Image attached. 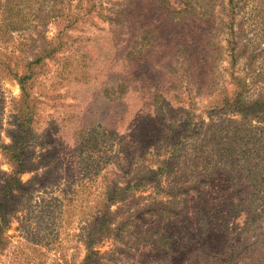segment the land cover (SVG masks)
Wrapping results in <instances>:
<instances>
[{
  "label": "rangeland",
  "instance_id": "rangeland-1",
  "mask_svg": "<svg viewBox=\"0 0 264 264\" xmlns=\"http://www.w3.org/2000/svg\"><path fill=\"white\" fill-rule=\"evenodd\" d=\"M5 9L16 25L10 35L0 34L1 55L12 50L14 56L26 55L41 37L58 34L65 46L39 70L31 90L39 101L31 127L35 156L48 151L42 158L56 178L36 188L11 220L0 264L81 259L84 213L95 206L100 176L116 170V125L105 113L114 111L117 97L127 108L126 124L118 132L128 135L130 145L139 138L140 157H145L162 122L180 119V107L193 105L205 122L229 118L223 99L232 88L231 73L246 78L251 96L264 89V0H6ZM19 91L0 72V140L6 142ZM262 118L251 124H264ZM84 127L91 132L86 142L79 137ZM0 170H9L1 153ZM30 177L25 173L22 180ZM163 192L139 188L128 204L136 198L135 207L143 205L147 196L164 201ZM126 207L114 204L111 210L119 219L128 213ZM244 220L231 227L238 230ZM235 239L240 247L243 235ZM115 246L111 237L97 245L101 252Z\"/></svg>",
  "mask_w": 264,
  "mask_h": 264
},
{
  "label": "trees",
  "instance_id": "trees-1",
  "mask_svg": "<svg viewBox=\"0 0 264 264\" xmlns=\"http://www.w3.org/2000/svg\"><path fill=\"white\" fill-rule=\"evenodd\" d=\"M5 5L6 0H0L4 37L16 25ZM230 44L232 54L236 41ZM64 46L58 34L53 39L41 37L26 55L14 56V50L0 53V72L20 90L6 127L9 141L0 140V153L9 164L7 172L0 170V253L8 245L13 217L36 188L48 187L56 178L42 158L48 151L35 156L37 143L31 127L39 101L31 90L39 70ZM230 76L232 88L223 99L229 118L205 122L193 105L180 107V119L162 122L157 139L144 150L145 157H140L139 138L130 145L128 135L118 132L126 124L127 108L117 97L114 111L105 113L116 125V170L100 176L95 206L84 213L83 256L60 264H237L240 260L241 264H264V124H251L263 119L264 89L251 96L245 77ZM88 128L79 131L82 141L91 135ZM40 167H46L41 174ZM25 173L31 177L24 181ZM148 186L164 191L166 200L147 196L143 205L135 207L136 198L128 204L137 189ZM114 204L127 205L126 216L118 219L111 210ZM242 216L246 218L243 225L233 229L232 222ZM222 235H228L226 241H221ZM236 235L244 237L240 247ZM106 237L114 239L116 246L101 252L97 245Z\"/></svg>",
  "mask_w": 264,
  "mask_h": 264
}]
</instances>
